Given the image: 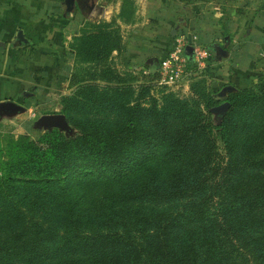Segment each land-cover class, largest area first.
<instances>
[{"label": "trees", "instance_id": "16d2710c", "mask_svg": "<svg viewBox=\"0 0 264 264\" xmlns=\"http://www.w3.org/2000/svg\"><path fill=\"white\" fill-rule=\"evenodd\" d=\"M69 47L82 67L58 112L75 133L0 139V264H264V75L221 97L206 75L153 94L110 63L114 19Z\"/></svg>", "mask_w": 264, "mask_h": 264}, {"label": "crops", "instance_id": "0c3cea01", "mask_svg": "<svg viewBox=\"0 0 264 264\" xmlns=\"http://www.w3.org/2000/svg\"><path fill=\"white\" fill-rule=\"evenodd\" d=\"M36 1L41 0H0V101H16V95L32 83L31 88L35 86L42 93L53 86L61 96L74 88L69 85L75 66L69 42L86 19L84 13L73 19L71 12L63 11L54 28L52 21L50 25L45 23L48 5H53L45 3L41 7L40 2L34 6ZM132 1L135 8L131 21L119 24L122 48L112 54L119 57V67L142 81L153 83L157 58L171 45L180 27L204 37L210 59L206 81L216 96L221 93L217 97L227 93L221 92L226 86L233 91L249 87L264 75V0ZM119 5L120 0L114 8H95L94 4L85 14L95 20L91 16L97 10L96 16L108 21ZM17 31L26 43L16 40ZM218 48L224 56L216 55Z\"/></svg>", "mask_w": 264, "mask_h": 264}, {"label": "rangeland", "instance_id": "374dc122", "mask_svg": "<svg viewBox=\"0 0 264 264\" xmlns=\"http://www.w3.org/2000/svg\"><path fill=\"white\" fill-rule=\"evenodd\" d=\"M60 1L61 0H41L40 1L41 7L45 6V3H46V5L47 4L53 5V6L48 5V9L52 12H49V10L46 12L45 21H47V22H45V23L50 25V23L52 21L51 26L54 28H56L55 21L56 22L60 21V15L63 12V6L61 5ZM117 1H119V0H95V8L99 5L100 6L101 5H104V6L105 5H111L114 8V5L116 4ZM40 2L36 1L33 4H34V6H35V4L37 6V3H40ZM131 2L133 3L132 0H131ZM131 7L129 6L128 11H129V14L132 11V13H131V17H132L133 16V9L135 7L133 6V4H131ZM71 14H72L71 16L73 19H75V18L77 19V18L82 17L81 16L82 13H78L77 11H75V12L72 11ZM52 15H55L56 17L54 18ZM96 15H99L97 10H95L94 15L91 16V18L96 17L95 20H89L88 15H86L84 13L83 16H84V18H86V19H84V21H86V20L87 21H99V20L103 19V18L98 17ZM67 17H69V16H67ZM109 18H108L109 20L114 19L116 25L118 26L119 34L122 35L121 26H119L120 21L117 17V14L113 13L112 15H110ZM113 52H115V51H112V53ZM112 53H111V57H110V59H111L110 63H112L114 65L115 69L118 72L126 71V70H124L125 68L118 66L119 57L116 56L115 54H112ZM116 54H118V52H116ZM80 67H82V66L79 64H76L75 66H73L71 73L74 72L77 74ZM127 72L129 73V71H127ZM201 75L205 76L206 71L202 72ZM131 76H132V74H131ZM133 76L136 77V79L138 81L144 82V81H142L143 79H139L140 77L138 75L133 74ZM187 80L189 81V78H187ZM32 85H33V83L27 87H24L22 90L23 93L22 94L19 93L15 97V100H16L15 102L20 104L22 109H20L17 112H13V113H7V114L6 113L5 114L0 113V139H4L7 136L15 137L18 134L28 135V136H30V138L34 139L36 137V135L39 132H41L40 130L34 128V126H33L34 121L42 114L56 113L59 111V100H60L59 97L61 96V92L59 90H56V88L51 86L48 88V93H46V92L42 93L41 91H39V92L36 91L37 87H35V86H34V88H31ZM206 85H207V83H206ZM157 90H158V86L153 84V87L151 90L152 93L156 94ZM62 91H63V94L67 93L66 90H62ZM173 93L177 94L178 96H182V97L190 95L189 90H183L182 85L175 88ZM219 114L220 113L212 112L211 109L209 110V116H210L213 123H217L219 121ZM74 133H75V130L72 127H70V131L68 133H65V134L66 135H72ZM214 138H215L218 150L220 151L221 150V144H220V141L216 135V132H214Z\"/></svg>", "mask_w": 264, "mask_h": 264}, {"label": "built area", "instance_id": "2783aa9c", "mask_svg": "<svg viewBox=\"0 0 264 264\" xmlns=\"http://www.w3.org/2000/svg\"><path fill=\"white\" fill-rule=\"evenodd\" d=\"M186 45L191 47L190 58L184 53ZM209 65L206 44L195 34L177 31L172 36L171 45L157 58L156 76L152 84L163 87L165 91L173 92L181 85L183 90H188V82L201 75Z\"/></svg>", "mask_w": 264, "mask_h": 264}, {"label": "water", "instance_id": "95a60500", "mask_svg": "<svg viewBox=\"0 0 264 264\" xmlns=\"http://www.w3.org/2000/svg\"><path fill=\"white\" fill-rule=\"evenodd\" d=\"M76 1L78 2V0H64V2H73ZM91 4H90V8L92 9L94 7L95 4V0H90ZM68 11V9H65V12ZM16 40L18 42H23L26 43L27 41L24 39L22 33L20 31L16 32ZM216 55L217 56H224V51H222V49L218 48L216 49ZM184 53L185 55L190 58V54H191V47L189 45H186L184 47ZM229 92V91H233L231 89V87L226 86L224 87L221 92ZM221 95V93H217V96ZM227 102H222L220 104H218L217 106L211 108L212 112L215 113H222L225 108L227 107ZM20 109H22V107L20 106V104H18L15 101L12 100H5V101H0V111L4 112V113H13V112H17ZM35 129H38L40 131H44V130H49L52 128L58 129L60 131H63L64 133H68L70 131V127L68 125V123L65 120V117L63 114L56 112V113H49V114H42L40 115L33 124Z\"/></svg>", "mask_w": 264, "mask_h": 264}, {"label": "flooded vegetation", "instance_id": "af4514ba", "mask_svg": "<svg viewBox=\"0 0 264 264\" xmlns=\"http://www.w3.org/2000/svg\"><path fill=\"white\" fill-rule=\"evenodd\" d=\"M61 5L63 6V11L68 9L66 12L77 11L79 13H85L90 8V0H78V2H64V0L60 1Z\"/></svg>", "mask_w": 264, "mask_h": 264}]
</instances>
